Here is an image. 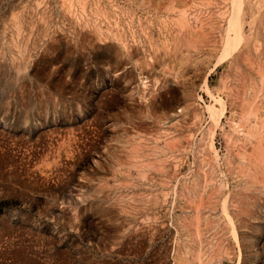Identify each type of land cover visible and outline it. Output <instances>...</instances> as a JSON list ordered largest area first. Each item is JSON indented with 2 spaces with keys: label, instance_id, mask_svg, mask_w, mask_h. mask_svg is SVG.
Here are the masks:
<instances>
[{
  "label": "rangeland",
  "instance_id": "obj_1",
  "mask_svg": "<svg viewBox=\"0 0 264 264\" xmlns=\"http://www.w3.org/2000/svg\"><path fill=\"white\" fill-rule=\"evenodd\" d=\"M0 264H264V0H0Z\"/></svg>",
  "mask_w": 264,
  "mask_h": 264
},
{
  "label": "bare ground",
  "instance_id": "obj_2",
  "mask_svg": "<svg viewBox=\"0 0 264 264\" xmlns=\"http://www.w3.org/2000/svg\"><path fill=\"white\" fill-rule=\"evenodd\" d=\"M230 36H231V34L229 33L228 38H229ZM231 37H232V36H231ZM212 149L215 150V147L213 146Z\"/></svg>",
  "mask_w": 264,
  "mask_h": 264
}]
</instances>
